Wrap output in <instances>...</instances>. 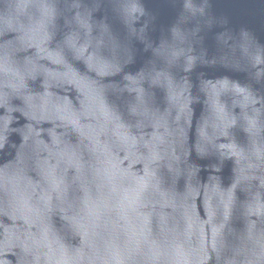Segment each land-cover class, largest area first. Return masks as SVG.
I'll return each mask as SVG.
<instances>
[{
  "label": "water",
  "instance_id": "water-1",
  "mask_svg": "<svg viewBox=\"0 0 264 264\" xmlns=\"http://www.w3.org/2000/svg\"><path fill=\"white\" fill-rule=\"evenodd\" d=\"M0 264H264V0H0Z\"/></svg>",
  "mask_w": 264,
  "mask_h": 264
}]
</instances>
